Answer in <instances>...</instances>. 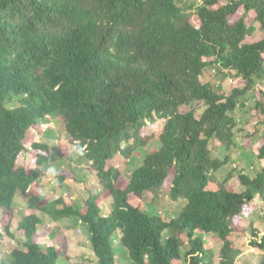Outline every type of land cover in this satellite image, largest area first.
I'll list each match as a JSON object with an SVG mask.
<instances>
[{
	"label": "trees",
	"instance_id": "trees-1",
	"mask_svg": "<svg viewBox=\"0 0 264 264\" xmlns=\"http://www.w3.org/2000/svg\"><path fill=\"white\" fill-rule=\"evenodd\" d=\"M222 1L186 7L183 0H0V208L9 211L21 192L29 194V209L80 222L97 264H116L110 246L116 233L131 264H211L214 241L218 264H238L242 251L230 238L244 234L256 197L264 201V131L254 144L245 137L263 166L254 177L236 173L239 192L226 186L231 172L224 181L217 176L227 156L214 157L210 145L223 153L233 146V113L248 91L264 125V38L246 41L255 31L248 15L264 32V0ZM208 69L238 84L225 95L220 85L203 80ZM14 101L18 106L9 108ZM46 116L61 122L65 144L91 164L108 193L105 215L97 197L81 208L64 196L46 203L34 184L38 171L20 165L27 131ZM157 120L164 121L158 148L119 187L121 173L107 169V162L145 146L141 131ZM30 147L39 153L32 155L36 168L48 162L46 144ZM164 188L170 200L183 201L169 222L153 206L145 212L129 200L150 195L153 205ZM40 225L31 214L18 221L16 234L5 227L21 248L0 264H56L64 239L51 233L42 246ZM249 227L248 244L261 254L257 264H264V232L251 221Z\"/></svg>",
	"mask_w": 264,
	"mask_h": 264
},
{
	"label": "rangeland",
	"instance_id": "rangeland-1",
	"mask_svg": "<svg viewBox=\"0 0 264 264\" xmlns=\"http://www.w3.org/2000/svg\"><path fill=\"white\" fill-rule=\"evenodd\" d=\"M200 2L201 0H183L184 6L186 7L196 6L200 4ZM226 2V0H223L221 5ZM246 23L248 25L252 24L255 27L253 34L247 37V42L264 38V32L259 28L258 23L254 22L252 14L248 15ZM203 80L212 83L214 86L220 85L223 94L225 95H228L231 92L232 87L236 86L239 81L237 78H232L230 74H223L217 69H208L204 74ZM240 85V87H243L244 83ZM259 87V85L256 86V89L258 90ZM240 100L243 104L238 106L233 113L236 120V127L233 130V146L230 147L228 152L223 153L218 146L210 145L214 157L223 159L224 155L227 156V162L217 174L219 179L224 181L226 176L231 172L232 178L227 181L226 186L235 192H239L243 189L235 179V175L238 171H242V173L249 177H254L257 171L263 166V162L257 159L256 151L253 148L248 149L245 147L246 136H252L254 138V133L258 134L256 138H251V142L254 144L264 131V125L258 124L259 117L256 114L255 94L253 91H248L240 98ZM17 106L18 103L16 101L8 104L9 108H15ZM196 109H199L197 113V115H199L202 111V107L199 106ZM188 110L189 108L187 107L181 109L183 112ZM163 124V120L148 123L141 131L142 139L146 143L145 146L136 149V151H132L129 157L116 154L112 160L107 162V169L115 168L121 173V177L117 183L119 187L124 188L127 185V181L130 179L131 172L141 165L144 156L158 148V134ZM66 139L67 134L61 122L54 117L46 116L38 123L37 127H31L27 131L24 144L28 151L19 158V163L26 168L27 173L31 174L33 171H38L39 176L34 184L37 185V188H39V194L44 198L48 197L50 198L49 201H53L60 196H65L67 200L73 201V207L81 208L82 204H84L89 198V195L97 198L101 196L103 198L104 193L106 195H108V193L97 185L96 173L91 169V164L86 160L83 152L79 151L75 153L73 145L69 143L65 144L64 141H67ZM33 141L46 144L50 150L48 162L39 168H36V164L33 162L32 158V155L39 154L38 152L33 151L30 147ZM129 144H131V142H129ZM65 147H67V150ZM126 147L127 145H122V148ZM60 171H62V174L64 175L62 178L63 183L60 179ZM59 182L62 185L61 187L58 186ZM28 195L29 194L18 192L13 201V204H15L13 209L7 211V209L3 207L0 208V259L5 260L4 262L7 261V254L13 248H21V240L19 242L16 240L11 241L10 237H8V233H6L7 230L4 228L8 227L11 233L16 234L17 223L23 218V211L27 209L26 199L28 198ZM151 199L152 197L150 195L143 196L141 199L134 196H130L129 198L133 205L142 208L145 212L150 211V209L154 207L153 210H155L156 213L158 212V214L167 222H169L174 215L178 214L183 205V201L173 202L170 200L167 188H164L161 194H159V198H157L153 205L149 202ZM255 203L257 208L252 210L245 219H247L248 222L251 221L253 225L255 224L256 228L264 231V201L256 197ZM58 207L60 208L61 205ZM47 208L53 209V206L48 204ZM103 208V215L111 210L108 202ZM34 213H36L43 222V225L38 228V233H41V231H44L49 227L52 234H63L70 245L73 242L72 240L75 234H78L79 236L81 233L83 235L79 236V240L74 237L75 241L80 242L78 243V247H70L69 251L68 249L60 248V257L56 264H97V259L91 250L90 242H86L89 238V232L87 228L85 229L83 224L76 222L73 218H56L58 220H55L48 214H43L38 210H35ZM7 222L8 226H6ZM249 225L250 224L248 223L245 226L248 231L250 228ZM48 230L49 229H47V231ZM168 235V233L163 234V241ZM59 236L62 237L61 235ZM45 238V235H40L39 237V242L42 246H46ZM232 241L238 249L243 251V254L240 255V258L238 259V264H257L259 255L253 251L248 244L250 241V235L248 232L243 238L234 234ZM205 242L207 243L208 241ZM213 243L214 242H211V245ZM110 246L115 254L116 264H131L126 250L119 242L117 233L112 237ZM186 247L188 246L183 245L180 248V252L182 253ZM214 247V256L212 257L211 264H218L219 246ZM84 249H86V252L82 253V250ZM67 258L69 259L66 262Z\"/></svg>",
	"mask_w": 264,
	"mask_h": 264
},
{
	"label": "crops",
	"instance_id": "crops-1",
	"mask_svg": "<svg viewBox=\"0 0 264 264\" xmlns=\"http://www.w3.org/2000/svg\"><path fill=\"white\" fill-rule=\"evenodd\" d=\"M66 148V150H67V147H65ZM63 150V149H62ZM61 172V175L62 176H64L63 174H62V171H60ZM217 176H218V174H217ZM62 183H63V181H62ZM99 187H101V186H99ZM229 188V187H228ZM230 189V188H229ZM231 190V189H230ZM38 193H39V191H38ZM40 195V194H39ZM45 199V201H46V203L47 202H52V201H49V199L50 198H44ZM54 200H56V199H54ZM53 200V201H54ZM107 202L109 203V199H107V198H102L101 196L100 197H98V200H97V203H98V205L101 207V209H102V211H103V206H106L107 205ZM28 209V210H27ZM27 209H25L24 211H23V213H22V216H27V215H31V214H34V215H36V213H34V211L33 210H31V209H29V208H27ZM30 212H32V213H30ZM246 218V217H245ZM60 221V220H59ZM250 224V221L248 222V220L247 219H245V223H244V228H245V226L247 225V224ZM54 224V223H53ZM42 225H43V222H42ZM42 225H40V226H42ZM55 225V224H54ZM39 226V227H40ZM254 226H256L255 224H254ZM38 227V228H39ZM47 229H50L49 227H47L44 231H41V232H43V235H45V239H48V236L51 234V231L49 230V232H47ZM86 229V228H85ZM37 232H39L38 230H37ZM247 232L249 233V231L248 230H246V228H245V232H244V234L243 235H240V234H235V235H237V236H239L240 238H243V237H245L246 235H247ZM264 232V231H263ZM59 235H61L62 236V238L64 239V242H65V245H66V247L64 248V249H68V251H69V249H70V247L72 248V247H78V243H80L79 241H75V239H77V240H79V236L80 235H82L81 233H80V235L78 236V234H75V239H74V237H73V242H72V244L70 245V243L68 242V240H67V238L63 235V234H59ZM83 236V235H82ZM234 236V234L231 236V238H230V240L232 241V237ZM83 239V238H82ZM89 239H90V237L88 238V240L86 241L87 243H88V241H89ZM205 241H208V238L207 237H205ZM83 241H84V239H83ZM233 242V241H232ZM68 243H69V246H68ZM233 244H234V246L236 247V245H235V243L233 242ZM214 246H219V242L217 241H214V243L212 244V247H213V249L215 248ZM237 249H238V247H236ZM240 250V249H239ZM253 250V249H252ZM76 251V250H75ZM218 251H219V248H218ZM241 251V250H240ZM253 251H255V250H253ZM86 252V249H84V250H82V253H85ZM256 253H258V255H259V259H260V253L259 252H257V251H255ZM242 254H243V251H242ZM241 254V255H242ZM213 256H214V254H213ZM70 258V257H69ZM69 258H67L66 259V262H67V260L69 259ZM239 258H240V256H239ZM238 258V259H239ZM238 259H237V263H238ZM59 260V259H58ZM259 261V260H258ZM258 261H257V263H258ZM219 262V261H218Z\"/></svg>",
	"mask_w": 264,
	"mask_h": 264
},
{
	"label": "clouds",
	"instance_id": "clouds-1",
	"mask_svg": "<svg viewBox=\"0 0 264 264\" xmlns=\"http://www.w3.org/2000/svg\"><path fill=\"white\" fill-rule=\"evenodd\" d=\"M62 181H63V180H62ZM96 183H97L98 186H100V185L98 184V182H97V178H96ZM61 186H62V185H61ZM101 188H102V187H101ZM90 196H92V195H89V197H90ZM64 197H65V196H64ZM92 197H95V196H92ZM58 198H59V197H58ZM58 198H57V199H58ZM97 199H98V198H97ZM50 201H51V200H50ZM54 201H55V200H54ZM68 201H70V200H68ZM71 202H72V204H73V201H71ZM26 203H27V199H26ZM109 205H110V204H109ZM26 206H27V208H29L28 205H26ZM14 207H15V204H12L11 209H13ZM57 208H59V207H57ZM11 209H10V210H11ZM7 211H8V210H7ZM102 212H103V211H102ZM102 215H103V214H102ZM23 217H25V216H23ZM66 218H68V217H66ZM70 218H71V217H70ZM19 221H20V220H19ZM79 223H80V222H79ZM117 236H118V239H119L120 237H119V234H118V233H117ZM89 237H90V235H89ZM88 243H89V241H88ZM93 254H94V253H93Z\"/></svg>",
	"mask_w": 264,
	"mask_h": 264
}]
</instances>
